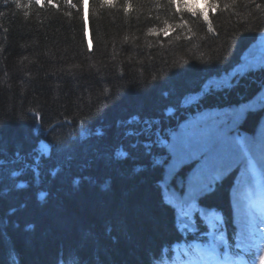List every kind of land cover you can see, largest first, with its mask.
<instances>
[{
  "label": "trees",
  "instance_id": "1",
  "mask_svg": "<svg viewBox=\"0 0 264 264\" xmlns=\"http://www.w3.org/2000/svg\"><path fill=\"white\" fill-rule=\"evenodd\" d=\"M182 3L0 0V264L171 262L181 234L157 133L264 27V0ZM257 75L212 88L204 107L251 97ZM229 181L200 202L226 209Z\"/></svg>",
  "mask_w": 264,
  "mask_h": 264
},
{
  "label": "rangeland",
  "instance_id": "2",
  "mask_svg": "<svg viewBox=\"0 0 264 264\" xmlns=\"http://www.w3.org/2000/svg\"><path fill=\"white\" fill-rule=\"evenodd\" d=\"M183 6L189 9L198 8L203 5L206 0H181ZM208 5L203 9L204 11L214 12L215 8ZM264 64V29L257 36L256 41L249 46L243 53L242 60L239 62L230 72L224 75L215 76L209 78L204 85V88L215 87L217 85H222L226 81L238 73L242 72L249 66L262 65ZM198 95H190L183 101V104H190ZM245 101L241 105H229L218 108H211L213 111L205 112V110L198 109L191 117L184 120L181 125L178 124L174 127L170 134L168 133L167 138H161L164 140L170 152V157L164 165V174L161 180V184L164 188L166 198L170 201L176 208V224L179 230L185 233L189 231L194 233L195 215L196 213L200 218L206 221V223L214 229V240L219 242L222 240V232L218 231L219 216L216 213H209L210 210H203L198 203L192 198L200 194L201 189L196 187L200 183L201 186L209 188L210 177L213 179L220 178L225 174L223 168L224 162L227 160V156L232 153V147L226 146V142L232 141L236 136L237 130L233 128V121L235 114L246 113L248 107H255L264 103V85L257 96L253 99ZM254 101V104H253ZM262 101V102H260ZM218 109V110H216ZM243 110V111H241ZM240 114V115H241ZM264 114V112H263ZM261 114V115H263ZM261 125V126H260ZM257 124L254 125L255 133L253 138L259 139V137L264 134V116L259 123L258 130L256 128ZM170 127L165 128L167 132ZM259 132V135L257 134ZM160 138V135L158 136ZM238 139H241L239 137ZM235 142V141H234ZM233 142V146H234ZM228 143V142H227ZM229 144V143H228ZM180 148L182 151L177 152ZM186 163L184 166L183 164ZM183 169L176 172L178 169ZM210 174V177H209ZM246 175V174H245ZM172 182V183H171ZM183 182L185 184L183 185ZM182 188V190H181ZM173 189V190H172ZM179 189V190H177ZM189 192H185L188 190ZM257 191L261 192L259 188ZM234 198V197H233ZM236 203V218L238 225V238L241 242L244 239L241 236V230L250 221V207L252 203L247 204L248 211L245 210L242 200L235 199ZM250 231L251 236H248V232H245L247 239L244 240V249L248 251L254 249L255 258L254 260L247 262V264H258L261 261V257L264 254V223H260L259 219L251 222ZM210 233V232H209ZM209 233H206L209 234ZM189 239L184 244L179 243V248L177 245H171V250L175 256L176 264H190V259H188L189 254L193 251L194 242ZM197 248H199L197 246ZM180 254L183 255L182 259L178 260ZM182 260L185 262L183 263ZM237 262H235L236 264Z\"/></svg>",
  "mask_w": 264,
  "mask_h": 264
},
{
  "label": "snow or ice",
  "instance_id": "3",
  "mask_svg": "<svg viewBox=\"0 0 264 264\" xmlns=\"http://www.w3.org/2000/svg\"><path fill=\"white\" fill-rule=\"evenodd\" d=\"M37 3H39V0H37ZM205 20H207V17H205ZM211 28V25H209ZM261 108H264V103L260 104ZM243 111V110H241ZM241 113H237L234 116V119H239ZM226 146L232 147L234 153H250L254 150L258 151L259 153V164L262 169H264V139H261L259 143L257 144L255 141H248L246 139H237L234 142V147L231 144H228L226 142ZM182 149L178 148L177 152L180 153ZM252 164V162H250ZM252 166H255L252 164ZM250 221L249 224H246L242 230H241V236L244 239H247L245 236V232H248V236H251L252 233L250 231L251 228V222L259 219L260 223H264V205L260 204H253L250 207ZM264 238V237H262ZM244 239L241 240V244H238L237 247H241L243 245ZM217 242L215 240L207 242L206 247L204 248H194L193 249V255L197 258L193 264H212L213 261L217 260ZM221 254L223 253V249L221 248ZM261 264H264V257H261Z\"/></svg>",
  "mask_w": 264,
  "mask_h": 264
},
{
  "label": "bare ground",
  "instance_id": "4",
  "mask_svg": "<svg viewBox=\"0 0 264 264\" xmlns=\"http://www.w3.org/2000/svg\"><path fill=\"white\" fill-rule=\"evenodd\" d=\"M226 106H229V105H226ZM218 107H224V106H217V107H215V108H218ZM212 108V107H211ZM214 108V107H213ZM257 124V123H256ZM252 130H254V129H252ZM160 141H161V139H160ZM164 142V141H163ZM196 248H197V246H196ZM200 248V247H199ZM206 264H207V262H206ZM212 264H217V260L216 261H213L212 262Z\"/></svg>",
  "mask_w": 264,
  "mask_h": 264
}]
</instances>
